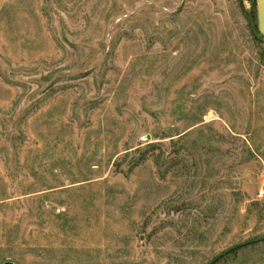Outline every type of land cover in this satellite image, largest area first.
<instances>
[{"label": "rangeland", "instance_id": "374dc122", "mask_svg": "<svg viewBox=\"0 0 264 264\" xmlns=\"http://www.w3.org/2000/svg\"><path fill=\"white\" fill-rule=\"evenodd\" d=\"M249 14L264 38V0H0V264H208L264 236Z\"/></svg>", "mask_w": 264, "mask_h": 264}, {"label": "water", "instance_id": "95a60500", "mask_svg": "<svg viewBox=\"0 0 264 264\" xmlns=\"http://www.w3.org/2000/svg\"><path fill=\"white\" fill-rule=\"evenodd\" d=\"M249 24L253 33L254 38L263 43L264 44V38L258 33V30L256 29V27L254 26V21L252 19V16L249 14ZM264 241V236L262 237H258V238H254L242 243H239L237 245H234L232 247H230L229 249L223 251L222 253H220L219 255H217L216 257H214L208 264H215L217 261H219L220 259H222L223 257L227 256L228 254L232 253L233 251L240 249L242 247L251 245V244H256V243H260Z\"/></svg>", "mask_w": 264, "mask_h": 264}]
</instances>
